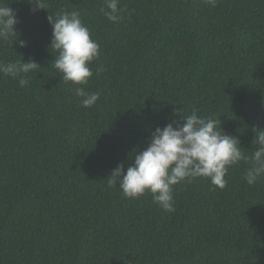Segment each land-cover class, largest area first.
<instances>
[{
    "label": "trees",
    "instance_id": "obj_1",
    "mask_svg": "<svg viewBox=\"0 0 264 264\" xmlns=\"http://www.w3.org/2000/svg\"><path fill=\"white\" fill-rule=\"evenodd\" d=\"M8 2L18 39L0 41V62L40 67L27 87L0 73V264H264V175L248 185L245 162L223 189L174 185L172 213L106 180L193 110L251 155L264 130V0H120L115 23L104 0ZM62 10L78 11L100 46L87 85L52 65L47 17ZM76 87L99 93L96 104L82 107Z\"/></svg>",
    "mask_w": 264,
    "mask_h": 264
},
{
    "label": "clouds",
    "instance_id": "obj_2",
    "mask_svg": "<svg viewBox=\"0 0 264 264\" xmlns=\"http://www.w3.org/2000/svg\"><path fill=\"white\" fill-rule=\"evenodd\" d=\"M34 5L33 11L47 10V0H27ZM212 7L216 0H204ZM120 0H104L102 14L111 22L123 19L125 9L119 6ZM52 28L50 45L58 55L52 62L61 73L64 82L87 85L93 75L89 65L99 59L100 46L91 39L89 28L82 22L78 11H60L47 17ZM17 13L8 0H0V41L14 42L18 37ZM13 42V43H14ZM20 47L26 42L19 40ZM40 67L35 61L0 62V73L19 78L21 87H27L29 73ZM103 68H97L99 75ZM82 107L90 108L99 99V93L87 92L83 87L74 89ZM183 123L172 121L163 128L156 127L151 133L148 146L134 152L130 158L134 162L127 169L119 164L108 176L107 188L119 187L127 198L136 199L151 194L152 200L164 211L175 212L172 187L193 178H207L211 184L223 189L228 168L241 161L249 165L244 179L254 185L264 175V130H257L252 141L256 148L246 155L241 151L240 141L233 135L223 132L218 119L198 115L197 110L181 117Z\"/></svg>",
    "mask_w": 264,
    "mask_h": 264
}]
</instances>
